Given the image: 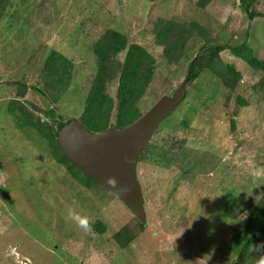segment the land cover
<instances>
[{
  "label": "rangeland",
  "instance_id": "rangeland-1",
  "mask_svg": "<svg viewBox=\"0 0 264 264\" xmlns=\"http://www.w3.org/2000/svg\"><path fill=\"white\" fill-rule=\"evenodd\" d=\"M198 2L10 0L0 19V264H238L229 238L264 195V100L253 88L263 76L264 0L248 11L239 0ZM252 11L262 16L249 19ZM168 25L184 41L172 62L164 55ZM106 30L155 59L150 84L135 105L142 115L180 86L191 62L196 70L205 65L139 158L143 230L120 201L58 163L32 125L54 133L55 121L81 124L97 73L93 46ZM244 41L255 50V65L230 50L207 61L210 46ZM50 50L65 58L63 67L73 66L68 76L64 68L56 72H65L69 84L57 101L46 83ZM124 57L122 52L116 60ZM211 62L239 72L233 90L206 65ZM108 75L109 128L116 127L119 78ZM9 104L16 113L8 112ZM69 209L87 216L91 230L69 219ZM124 226L137 236L126 249L113 237Z\"/></svg>",
  "mask_w": 264,
  "mask_h": 264
},
{
  "label": "trees",
  "instance_id": "trees-1",
  "mask_svg": "<svg viewBox=\"0 0 264 264\" xmlns=\"http://www.w3.org/2000/svg\"><path fill=\"white\" fill-rule=\"evenodd\" d=\"M210 1L211 0H199L198 4L205 7ZM258 1L259 0H239L245 11H248L250 7ZM9 7L10 0H0V19ZM259 15L262 16L261 13L256 14L255 11H252L249 12L248 16L249 19H253ZM172 27L173 26L168 25L163 32V37H166L167 40L164 48V55L168 62L178 60V56L175 57V54L177 52L180 55V49L184 44L183 38L179 32L172 35ZM198 28L196 27L195 29L199 30L202 34V29ZM224 50H230L236 57L250 65H255L258 61L255 55V50L248 41L236 44L235 46H210L205 50V52L210 54L207 61L210 62L213 58L219 57V54ZM50 51L51 55L49 56V59L51 63L46 66L49 82L46 83L55 89L56 96L53 100L57 101L61 98V95L67 91L69 84L67 83L66 78L63 79L65 72H62L61 74L56 72L58 69L64 68L68 70L66 72V76H68L73 66L68 69L63 67L62 63L65 62V58L55 50ZM92 52L94 59L97 62V73L90 85L88 95L86 96L85 112L81 116L80 122L87 130L94 133L104 132L108 128L113 101L105 93L103 82H106L109 78H113V76L108 75L110 71H113L119 78L116 94L117 102L115 104V126L118 128L126 127L142 115V113H139V111L135 108V105L142 98L146 88L150 84L154 71L155 59L137 45L131 44L127 46L124 36L113 30H106L100 36V38L95 42ZM122 52H125L124 59L122 61H117V56ZM206 65L214 68L216 70V74L221 77L222 83L230 87L231 90L234 89L235 85L240 80L239 72H237V70H235L231 65H227L222 62H211ZM195 66L196 64L193 63V70L191 71L189 83L197 80L201 71L205 69V65L199 66L200 70H196ZM260 66L262 68L263 76L255 85H253V88L261 99L264 100V64H260ZM114 78H116V75H114ZM9 105L10 107L8 112L11 114L16 113L14 111L15 105ZM50 112L51 111L46 112L49 117H51ZM19 118L22 119L21 122H27L24 114H21ZM71 120L72 119H68L66 122L55 121L54 133L43 124L36 123L32 125L37 127V131L41 134L39 136L45 138V141L50 148L51 156L58 163L68 169L75 179L78 180L76 176L80 175L85 179V181L79 180V182L84 183L85 185H97L102 188L98 182L87 178L78 172L76 168H74L63 156L61 150L59 149L56 136L58 132ZM185 158L187 157L185 156ZM134 220L136 222V228L143 230L145 224L139 223L135 218ZM94 227L97 232L103 233V228L100 222H97ZM113 237L115 244L119 248L126 249L135 241L137 236L136 231L133 232L129 226H124ZM229 242L230 250L232 254L237 256L236 261L238 264H255V261L259 258L258 255L260 253L251 251V248L252 246L264 245V195L252 208L250 214L237 224L235 232L229 238ZM260 252H264V248H262Z\"/></svg>",
  "mask_w": 264,
  "mask_h": 264
},
{
  "label": "water",
  "instance_id": "water-1",
  "mask_svg": "<svg viewBox=\"0 0 264 264\" xmlns=\"http://www.w3.org/2000/svg\"><path fill=\"white\" fill-rule=\"evenodd\" d=\"M193 62L188 66L180 86L162 96L142 116L123 128L109 127L93 133L76 120L69 121L57 134L59 149L68 162L85 177L98 182L116 198L141 224H146L145 201L137 166L159 125L185 97ZM114 176L118 189L106 183Z\"/></svg>",
  "mask_w": 264,
  "mask_h": 264
},
{
  "label": "clouds",
  "instance_id": "clouds-1",
  "mask_svg": "<svg viewBox=\"0 0 264 264\" xmlns=\"http://www.w3.org/2000/svg\"><path fill=\"white\" fill-rule=\"evenodd\" d=\"M106 183L109 186H111V188L118 189V181L114 176L106 177ZM118 190H122V189H118ZM68 217H69V219L74 221L79 228H81L85 231L91 230V224H90L89 218L87 216L81 215L80 213H78L72 209H69ZM260 248H264V245L252 246V248H251V251L260 253L258 255L259 258L256 259V261H255V264H264V252H260Z\"/></svg>",
  "mask_w": 264,
  "mask_h": 264
}]
</instances>
